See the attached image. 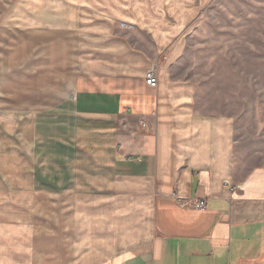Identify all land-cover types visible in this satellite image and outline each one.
Wrapping results in <instances>:
<instances>
[{"label":"crops","instance_id":"crops-1","mask_svg":"<svg viewBox=\"0 0 264 264\" xmlns=\"http://www.w3.org/2000/svg\"><path fill=\"white\" fill-rule=\"evenodd\" d=\"M203 1H12L0 264H264V162L242 160L233 118L174 77Z\"/></svg>","mask_w":264,"mask_h":264},{"label":"rangeland","instance_id":"rangeland-1","mask_svg":"<svg viewBox=\"0 0 264 264\" xmlns=\"http://www.w3.org/2000/svg\"><path fill=\"white\" fill-rule=\"evenodd\" d=\"M12 1L0 0V20ZM195 14L174 77L191 81L208 111L233 118L242 160L263 163L264 0H204Z\"/></svg>","mask_w":264,"mask_h":264},{"label":"built area","instance_id":"built-area-1","mask_svg":"<svg viewBox=\"0 0 264 264\" xmlns=\"http://www.w3.org/2000/svg\"><path fill=\"white\" fill-rule=\"evenodd\" d=\"M159 68L157 63H153L148 69L145 76V84L150 88H156L158 84ZM229 191L233 192L239 189L238 186H228ZM175 200L180 208L192 209V210H203L205 208V202L196 199H180L177 196Z\"/></svg>","mask_w":264,"mask_h":264}]
</instances>
